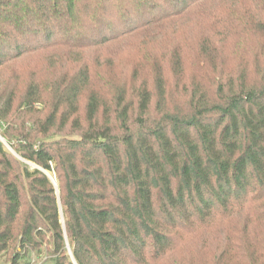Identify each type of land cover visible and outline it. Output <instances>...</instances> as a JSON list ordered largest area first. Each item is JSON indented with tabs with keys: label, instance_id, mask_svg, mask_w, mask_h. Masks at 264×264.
Instances as JSON below:
<instances>
[{
	"label": "trees",
	"instance_id": "trees-1",
	"mask_svg": "<svg viewBox=\"0 0 264 264\" xmlns=\"http://www.w3.org/2000/svg\"><path fill=\"white\" fill-rule=\"evenodd\" d=\"M214 3L0 0V263L264 264V0Z\"/></svg>",
	"mask_w": 264,
	"mask_h": 264
},
{
	"label": "rangeland",
	"instance_id": "rangeland-1",
	"mask_svg": "<svg viewBox=\"0 0 264 264\" xmlns=\"http://www.w3.org/2000/svg\"><path fill=\"white\" fill-rule=\"evenodd\" d=\"M229 1H231V0H215V3L213 5L218 4V3L223 4V3H227ZM210 6H212V3ZM213 7H215V6H213ZM261 19L263 20V18L260 15H258V16L255 15V24H256L257 28H259V26H260V25H258L257 22ZM195 22H196V20L192 19V18L184 19V20H180V18H178V19H173L172 21L167 23L168 24L167 26H162V24L158 25L157 28H159V32L162 33V38L159 37L156 39V43H153V44L150 43V45H146V46H148L149 48L150 47L153 48L154 55L158 56L160 54L161 50H164L167 47L175 46L176 42L180 41L181 39H184L189 44H191L193 42L195 44L196 39L195 40L194 39H188L189 37L192 38L193 33H196L195 32L196 31ZM206 23H207V21H206ZM210 23H212V22H210ZM220 27L224 28L223 24L221 26H219L218 29ZM193 30H195V31H193ZM163 34H168V35L165 38ZM179 35H180V37L178 38L177 41H175V38ZM181 37H183V38H181ZM247 38H249V41H250V42L248 41V43H250L251 45H253V44L257 45V47L261 46L260 44L264 43V37H261V35L257 36V35L250 34ZM94 55H95V52H91L88 56H94ZM35 61H38V60H35ZM35 61H33V63L36 64ZM47 113L48 112H45V114H47ZM3 127H5V126L3 125L2 128H0V134H1L4 141H1V140L0 141L5 145V149L7 151L11 152L9 147L7 146L6 140L4 139L3 134H2L3 130L5 129ZM31 166H33V165H31ZM0 264H8V263H6L4 260H2V262ZM32 264H49V263L47 262V257L45 256V254H43L39 258H33Z\"/></svg>",
	"mask_w": 264,
	"mask_h": 264
},
{
	"label": "built area",
	"instance_id": "built-area-1",
	"mask_svg": "<svg viewBox=\"0 0 264 264\" xmlns=\"http://www.w3.org/2000/svg\"><path fill=\"white\" fill-rule=\"evenodd\" d=\"M2 126H3V123L0 121V128H1ZM0 140H1V141H4L3 138H2V136H1V134H0Z\"/></svg>",
	"mask_w": 264,
	"mask_h": 264
},
{
	"label": "bare ground",
	"instance_id": "bare-ground-1",
	"mask_svg": "<svg viewBox=\"0 0 264 264\" xmlns=\"http://www.w3.org/2000/svg\"><path fill=\"white\" fill-rule=\"evenodd\" d=\"M50 176H51V180L55 181L56 182V178L54 177V175L52 173H50Z\"/></svg>",
	"mask_w": 264,
	"mask_h": 264
},
{
	"label": "water",
	"instance_id": "water-1",
	"mask_svg": "<svg viewBox=\"0 0 264 264\" xmlns=\"http://www.w3.org/2000/svg\"><path fill=\"white\" fill-rule=\"evenodd\" d=\"M47 175H48V173H46ZM49 176V175H48ZM49 178H50V176H49ZM51 179V178H50Z\"/></svg>",
	"mask_w": 264,
	"mask_h": 264
}]
</instances>
